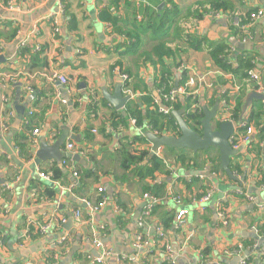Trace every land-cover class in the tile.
Wrapping results in <instances>:
<instances>
[{"label":"crops","instance_id":"1","mask_svg":"<svg viewBox=\"0 0 264 264\" xmlns=\"http://www.w3.org/2000/svg\"><path fill=\"white\" fill-rule=\"evenodd\" d=\"M59 1L16 0L15 11L0 9V30L4 34L0 38V213L6 212L0 218V264H89V258H100L102 264H132V260L135 264H239V256L233 253L239 248L247 264H264V211L257 207L264 203V182H260L264 181V140L260 155L247 153L244 148L233 157V165L241 169L233 176L239 180L244 177L239 184L229 180L221 168L217 174L208 167L182 168L173 163L164 148L158 156L148 142L139 145L143 131L126 114L132 102L144 108V103L150 104L152 99L160 110V90L156 86L161 79L167 80L168 93L179 87L182 79L204 77L212 88H198L197 109L211 110L218 103L221 122L226 119L222 97L228 95L232 110L241 104L237 120L232 121L238 129L240 123L248 122L251 108L264 102L252 100L244 111L248 95L258 93L249 86L254 81L232 83V78L220 77L224 71L212 61L207 45L226 46L221 58L234 65L235 57L244 50L234 44L250 46L245 49L250 51L253 64L250 72L264 86V19L239 30L231 26L230 16L223 12L196 18L202 11L200 5L207 6L212 0H117L116 6L110 0H62V10L58 9ZM225 1L234 11L254 12L264 7V0ZM53 23L58 26L57 34L53 33ZM15 29L17 34L11 39V30ZM187 35L195 37L200 49L188 45ZM247 35L251 39L242 44ZM22 45L32 52L39 48L46 66L33 65L28 55L22 61ZM56 73L65 78V85L52 78ZM6 74L16 76L8 105L4 104L1 88V76ZM121 74L128 76L126 85ZM117 83L123 97H129L121 110L112 107L102 92L112 95ZM92 105L96 107L94 113L90 111ZM9 111L14 117L5 129ZM30 112V126H23ZM252 128L255 135L254 124ZM33 130L38 134L32 148L29 137ZM63 134L78 137L79 143L66 139L61 152L72 142L73 154L85 164L48 159L37 165L35 152L40 144L51 146ZM140 150L148 153L141 162L129 163L123 157V153L138 157ZM152 156L165 159L164 172L168 173L154 182L139 176V168ZM56 170L55 180L39 177L40 172L49 175ZM155 182L164 188L161 197L152 195L157 199L158 213L173 210L176 214L181 207L187 211L179 237L171 235L173 228L164 230L170 242L169 253L154 254L156 247L160 248L155 245L158 218L148 220L142 228L148 246H133L139 229L137 220L146 203L144 188L152 189ZM100 188L102 193L98 192ZM46 189L54 194L53 199L44 197ZM240 191L254 200L239 195ZM206 192L212 196L200 204ZM99 197L106 203L90 215L89 209L99 205ZM173 197L181 199V207L174 204ZM219 206L225 216H221ZM76 210L81 213L80 228L72 222L65 230V224L53 222L43 236L23 240L27 220L63 216L68 221L69 213ZM138 211L140 215L135 218ZM63 236L67 239L65 250L55 247ZM93 239L101 244L99 248L93 246ZM54 247L58 248L56 252ZM105 251L109 252L107 256H103Z\"/></svg>","mask_w":264,"mask_h":264},{"label":"trees","instance_id":"2","mask_svg":"<svg viewBox=\"0 0 264 264\" xmlns=\"http://www.w3.org/2000/svg\"><path fill=\"white\" fill-rule=\"evenodd\" d=\"M8 0H0V3L6 4ZM65 3V1H64ZM111 5L116 6L117 0H110ZM200 9L202 11H199V14L196 15V18H201L202 16H206L209 13H219L223 12V14H239L241 19L245 21L246 16L248 15V12L245 11H234V7H232V4H229L228 1L225 0H212L208 3L207 6L202 7L200 5ZM66 10V7H65ZM169 19V18H167ZM115 19H111V21L114 23ZM247 22V21H246ZM5 26H8L5 24ZM178 29L174 32H176ZM17 34V30H11V39H13ZM2 30H0V38L3 36ZM185 41L188 43V45L193 48V49H200L199 43L195 41V37L191 35H187V39ZM207 48L209 49V54L212 58V61L216 64V66L221 70L224 71L226 74H231L232 76V83L235 81L236 83L241 82L242 80L249 79L248 73L252 70L253 64L251 63V57L250 56V51L249 50H243L240 51L239 54L235 57L234 64H228L225 60H222L221 56L226 54L227 47L223 46L222 44L218 45H207ZM31 57L30 61L32 62L33 65H39V68H43L46 66L45 59L41 57L40 52H32L28 50L25 46L19 51V57L23 61L25 60L26 56ZM41 57V58H40ZM222 72V73H224ZM186 80L182 79L179 82L178 86H183L185 84ZM255 82H251L249 86L253 91L257 90L258 86L255 84H252ZM158 90H160V94L158 95L160 97V104L165 107L171 106V111L169 114L164 115L158 110V106L153 104V99L150 104H145V107L143 108H138V105L134 102H132V105H128L126 107V114H128V117L130 119L135 120V124L137 127L141 128L142 131H145L146 129L144 127L150 128V131L154 133L156 136H162V135H167V136H178L179 135V128L177 126V122L175 118L172 116L173 111H178V110H183V119L186 122V124L193 129L196 132L200 131V120L202 119V112L198 108L199 105V95L194 94V95H188V96H177L175 102H166L164 100V95L167 94V91L170 89L168 87V82L167 80L161 79L157 86ZM160 88V89H159ZM228 95L225 97H222V100H227ZM143 101V97H142ZM144 102V101H143ZM146 103H149L148 101ZM90 111L93 113L96 112V107L95 106H90ZM241 112V104L238 103L236 107L232 110L231 113V119L232 120H237L239 114ZM92 113V114H93ZM264 104L261 103H256L251 108V111L249 112V117H248V122L247 124L252 126L254 124L256 134L255 139L252 140L249 145L245 148V152L247 153H255V155H260L261 153V146L263 140H264ZM122 119V118H121ZM123 120V119H122ZM29 129V128H28ZM146 132V131H145ZM244 129H238L237 130V135H243ZM137 143L139 145H144L147 144V141L144 136H142ZM18 146V145H17ZM33 148V146H32ZM20 149L22 150V147L20 146ZM163 151L165 153H168L169 155L172 156L173 163L175 165H178L182 168L186 169H195V170H201L202 168L208 167L211 173H219L221 172L220 170V162H219V155L217 151L214 148H210L207 151L201 152V153H193L188 150H173L169 148H164ZM162 151V152H163ZM148 156L147 151L140 150L139 151V156L138 157H132L128 153H123V157L128 161L129 163L132 162H141L144 157ZM233 159V158H232ZM165 168V159H162L160 157L152 156L148 159V162L141 166L139 168L140 171V177L141 179H152V182H154L155 178H158L159 176H164L168 173L164 172ZM230 170L232 173H238L241 172L240 166L239 165H233V162L231 161L230 164ZM56 171L49 174L50 178L55 180L56 176ZM165 173V174H163ZM256 178L260 179L258 177L260 176L259 172H256ZM258 176V177H257ZM262 179V178H261ZM196 182V180H194ZM260 182H264L263 180H260ZM156 184L151 187L152 189L144 188V191L149 193L150 195H153L155 197H161L162 196V191H163V184L161 183L158 185L157 182ZM77 195V193H76ZM44 197H46L48 200L54 198V194L46 189L44 191ZM101 198H98V204L102 201L100 200ZM155 207H153L151 214H150V219L153 220L154 218H158L159 222L155 223L156 227H160L165 235V238H157L155 237V245L159 246L160 248L156 247V252L154 254H157L158 252L164 253L166 251L165 247L166 244L170 246L169 238H167V234L164 230L170 231L171 228L174 226L175 222V212L172 210L169 213H158L157 210H155ZM156 215V217H155ZM181 231V230H180ZM180 231L172 230L171 235L177 236ZM137 232H140L142 234H145V230L138 229ZM33 238H38L41 237L37 233H34L31 235ZM179 237V235H178ZM177 237V238H178ZM67 241L65 244L62 246H58V248H61V250H65ZM68 245V244H67ZM58 248L54 247V252ZM52 250V251H53ZM153 254V255H154ZM52 256V253L50 254ZM80 258H84V256H80ZM128 261H126L127 263ZM90 264V262H89ZM168 264V263H164ZM203 264V263H202Z\"/></svg>","mask_w":264,"mask_h":264},{"label":"built area","instance_id":"3","mask_svg":"<svg viewBox=\"0 0 264 264\" xmlns=\"http://www.w3.org/2000/svg\"><path fill=\"white\" fill-rule=\"evenodd\" d=\"M63 6H62V0H60L58 2V9L62 10ZM0 9L6 10V11H15L16 9H18V7L16 6V0H8L6 4H2L0 3ZM222 13H209L210 16H218ZM228 14V13H227ZM208 15V14H207ZM228 16H230V24L232 27H235L239 30H245L247 28H249L250 26H252L256 21L258 20H262L264 19V7L263 8H257L256 11L254 12H248V15L246 16L245 21H243L240 17L239 14H228ZM247 21V22H246ZM54 24V29H53V33L57 34L59 32L58 26L56 23ZM251 36L247 35L246 38H244L241 43L245 44L247 40H250ZM25 45H22L21 48H23ZM36 51H39V48L36 49ZM219 73V72H218ZM220 77H225V78H232V76L230 74H226V73H219ZM249 80L254 81L256 83V85L258 86L257 88V92L261 95L264 96V86L260 83L259 77L253 73V72H249ZM2 79H4V81L1 82V88L4 92V97H3V101L4 104L8 105L10 98H11V93H12V89H11V85L13 83H15V75H2L1 76ZM52 78L56 81H58L59 83L65 85L66 84V80L64 77H62L61 75L53 74ZM121 81L123 82L124 85H126V83L128 82V76L125 74H121L120 75ZM207 88L210 89L212 88V85L210 83L207 82V80L204 77H201L200 79H195L194 77H189L188 80L185 82V84L183 86H179L176 89L168 92L166 95H164V100L166 102H175L176 101V97L177 96H188V95H194V94H198V88ZM30 89L27 87V91H29ZM234 90L238 91L239 88L237 85L234 84ZM125 93L129 94V90L126 88L125 89ZM223 107H224V111H225V115H226V119H224L221 122H227L230 121L232 122L233 120L231 119V113H232V105H231V101L227 100L223 101ZM171 106L169 107H161L159 112H161L164 115L169 114V112L171 111ZM32 116V113L30 112L28 114V116L23 120V126H30V117ZM7 121L6 123L3 124V127L6 129L8 126V121L9 119H12L14 117L13 112L7 113V115L5 116ZM238 129H244L243 135H237V130ZM238 129H235V133L233 136H231L229 138V144L232 147V149L238 150V151H242L244 148H246L249 143L252 141V137L254 135V131L252 126L248 125L247 122L246 123H240L238 126ZM38 134V130H33L31 132V135L29 137V141L31 142L32 146L35 147L36 145V136ZM75 152V144L72 142H69L66 144L63 153H74ZM160 150H158L156 152V154L160 155ZM158 155V156H159ZM67 163V159L62 160V164H66ZM74 176H76V173H73ZM39 177L43 180H49L50 177L49 175H46L45 173L40 172L39 173ZM99 193H102L103 190L100 188L98 189ZM239 195L244 196L245 198H247L248 200H254L253 197L251 195L242 193V191L238 192ZM212 196L211 192H206V194H204L200 199H199V203L200 204H205L207 203L210 198ZM144 199L146 200V203L144 204V207L142 208L141 211V216L140 218L137 220V225L138 228L141 229L143 227H145L147 225V221L150 219V214L151 211L153 209V207L156 205L157 203V199L155 197H153L150 194H144L143 195ZM173 202L177 207H181V199L179 197H173ZM106 203V199H104V197L102 198V201L99 203V205L97 207L92 206L89 210L90 215H93L94 213H96L101 207L104 206V204ZM258 209L260 211H264V203H260L257 205ZM220 210H221V216H225V213L223 211V208L221 206H219ZM6 212L4 213H0V218L2 216L5 215ZM187 215V211L182 209V207L180 209L177 210L176 215H175V222H174V226L173 229L176 231H180L182 224L184 222V217ZM69 218L72 219V222H74L77 226V229L80 228L81 225V213L76 210V211H72L71 213H69ZM57 223L58 225H63L65 224L66 218L65 217H51L49 220H27L26 222V226L23 229V233H22V237L23 240H29L31 235L34 233H37L39 236H43L46 232L49 231V229L52 227L51 223ZM156 229V234H157V238H165V235L162 231V229L160 227H155ZM93 238V237H92ZM67 241L66 237H61L57 243L55 244V247L58 246H62L63 244H65V242ZM154 243V242H153ZM92 244L93 246L99 248V246H101V244H99V242L97 241V239H93L92 240ZM149 244L148 240H146V235L137 232L134 240H133V246L136 249H141V248H145L147 247ZM166 252L169 253L170 252V246L168 244H166ZM242 248H239V250H235L233 251V253L237 256H239V264H247V259L245 257H240V254L242 253ZM109 254V252L105 251V254H103V256H107ZM102 256V257H103ZM101 257V258H102ZM125 257L121 258L120 261L124 260ZM90 259V264H102L101 259L100 258H96V259ZM132 260V259H131ZM22 264H31V263H22ZM132 264H135V262L132 260ZM193 264H197V263H193Z\"/></svg>","mask_w":264,"mask_h":264},{"label":"water","instance_id":"4","mask_svg":"<svg viewBox=\"0 0 264 264\" xmlns=\"http://www.w3.org/2000/svg\"><path fill=\"white\" fill-rule=\"evenodd\" d=\"M238 49H251L250 46H244L241 44H234ZM0 58V62L2 61ZM103 98L116 110L124 108L129 97H123L121 91V84L117 83L114 87L112 95L108 94L106 90H102ZM252 100H258L264 102V96L258 93H252L248 95L244 104L243 110H247ZM219 105L216 103L211 110L202 108V119L200 120V131L196 132L191 129L183 119V110L173 111L172 116L177 122L179 128L178 136H156L153 133L143 131V135L146 141L151 145L153 152H157L163 148H169L173 150H188L193 153H201L207 151L210 148H214L219 155L220 168L228 177L229 180L239 182L241 184L244 181V177L240 180L233 176L230 170V164L232 158L239 154L238 150L232 149L229 144V138L234 135L235 127L230 121L220 122L218 117ZM18 113H21V109H17ZM20 121L21 116L17 117ZM215 125L213 126V123ZM73 140L79 143V138L76 136L61 135L51 146L46 143H41L38 150L35 152V163L38 165L48 159H51L57 163H61L64 159L73 160L74 162L85 164V161L80 158L78 154L63 153L61 148L64 142ZM144 207V206H143ZM140 211L137 212L135 218H138ZM137 220V219H136ZM72 226V220L69 219L65 223V230H68Z\"/></svg>","mask_w":264,"mask_h":264},{"label":"rangeland","instance_id":"5","mask_svg":"<svg viewBox=\"0 0 264 264\" xmlns=\"http://www.w3.org/2000/svg\"><path fill=\"white\" fill-rule=\"evenodd\" d=\"M165 166H166V163H165ZM170 167H171V164H170ZM168 172V171H167Z\"/></svg>","mask_w":264,"mask_h":264}]
</instances>
